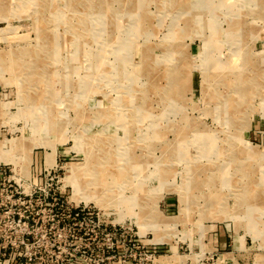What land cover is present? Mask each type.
Listing matches in <instances>:
<instances>
[{
	"label": "rangeland",
	"instance_id": "rangeland-1",
	"mask_svg": "<svg viewBox=\"0 0 264 264\" xmlns=\"http://www.w3.org/2000/svg\"><path fill=\"white\" fill-rule=\"evenodd\" d=\"M0 158V264H264V0H0Z\"/></svg>",
	"mask_w": 264,
	"mask_h": 264
},
{
	"label": "bare ground",
	"instance_id": "bare-ground-1",
	"mask_svg": "<svg viewBox=\"0 0 264 264\" xmlns=\"http://www.w3.org/2000/svg\"><path fill=\"white\" fill-rule=\"evenodd\" d=\"M106 7V6H105ZM197 19H199V18H197ZM46 34V33H45ZM44 37V36H43ZM50 38V37H49ZM46 41V40H45ZM44 41V42H45ZM44 45V44H43ZM1 58H3V57H1ZM10 60V59H9ZM23 70V69H22ZM212 71V70H211ZM55 76V75H54ZM40 77V76H39ZM38 79V78H37ZM248 80V79H247ZM247 80H244L243 79V81H247ZM39 81V80H38ZM247 82H250L249 80L247 81ZM45 83V82H44ZM33 84V83H32ZM34 85V84H33ZM35 99V98H34ZM242 99V98H241ZM245 100V99H244ZM45 103V102H44ZM230 105V104H229ZM238 105V104H237ZM34 106V105H33ZM53 109H54V107H53ZM233 109V108H232ZM34 115V114H33ZM45 116H47V115H45ZM50 117V116H49ZM59 117V116H58ZM33 118H34V116H33ZM33 120V119H32ZM42 125V124H41ZM57 130V129H56ZM52 131V130H51ZM14 142V141H13ZM13 142H10L11 143V145H13L14 143ZM93 142V141H92ZM97 143V142H96ZM95 143V144H96ZM98 144V143H97ZM111 155V154H110ZM103 157V156H102ZM107 157V156H106ZM109 157V156H108ZM91 158V157H90ZM97 158V157H96ZM1 159V158H0ZM109 159V158H108ZM100 160V159H99ZM104 160H106V159H104ZM10 161H12V163L14 162L15 163V160H10ZM10 161H4V162H10ZM52 161V160H51ZM108 161V160H107ZM103 163V162H102ZM113 164V163H112ZM133 164V163H132ZM13 165V164H12ZM94 167H95V165H94ZM97 167V166H96ZM132 167V166H131ZM130 167V168H131ZM99 169V168H98ZM127 169V168H126ZM132 169V168H131ZM78 170V169H77ZM77 170L76 169H73V171H72V173H73V176L72 175H70L69 177H68V179L67 180H70L71 179V181L72 182H75V184L74 185H76V186H78L77 184H76V177H78V172H77ZM94 170V169H93ZM97 170V169H96ZM119 171V170H118ZM71 172V171H70ZM71 173V174H72ZM94 173V172H93ZM97 173V172H96ZM123 173V172H122ZM131 174V173H130ZM126 176V175H125ZM128 176V175H127ZM86 177V176H85ZM123 177H124V175H123ZM122 177V178H123ZM95 178V177H94ZM118 178H119V176H118ZM117 178V179H118ZM85 180V179H84ZM129 180V179H128ZM70 181V182H71ZM82 181V180H81ZM91 183V182H90ZM92 184V183H91ZM107 184V183H106ZM87 185H88V183H87ZM94 185V184H93ZM106 189H107V187H106ZM121 193H122V191H121ZM77 197V196H76ZM74 198V197H73ZM118 199H120V198H118ZM120 201V200H119ZM113 203V202H112ZM98 204V203H97ZM116 205V204H115ZM102 206V205H101ZM105 206V205H104ZM112 206V205H111ZM118 217V216H117ZM123 218V217H122ZM121 218V219H122ZM161 224V223H160Z\"/></svg>",
	"mask_w": 264,
	"mask_h": 264
},
{
	"label": "built area",
	"instance_id": "built-area-1",
	"mask_svg": "<svg viewBox=\"0 0 264 264\" xmlns=\"http://www.w3.org/2000/svg\"><path fill=\"white\" fill-rule=\"evenodd\" d=\"M26 246V244H24ZM33 260L32 256L30 258H27L26 264H31V261Z\"/></svg>",
	"mask_w": 264,
	"mask_h": 264
}]
</instances>
